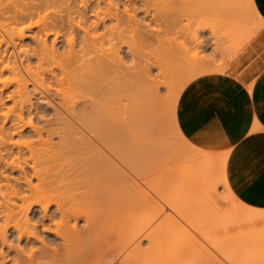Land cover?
<instances>
[{
	"label": "bare ground",
	"instance_id": "bare-ground-1",
	"mask_svg": "<svg viewBox=\"0 0 264 264\" xmlns=\"http://www.w3.org/2000/svg\"><path fill=\"white\" fill-rule=\"evenodd\" d=\"M189 1L0 0V264H264V244L256 245L264 241V211L246 206L228 187V153L219 152V162H214L215 153L195 147L177 152L173 146L169 163L178 162L177 170L158 161L165 151L159 149L166 145L157 149L155 138L169 127L161 110L164 94L178 81L176 74L188 68L202 71L204 64L199 53L183 57L181 49L173 51L170 46L178 33L183 36L187 31L189 23L182 21L191 22L184 9L193 6ZM235 1L214 0V7L232 4L238 14L240 1L239 7ZM194 3L198 4L193 11L199 10L201 17L208 0ZM232 11L226 16L234 15ZM231 21L227 25L225 21L224 37L238 33L229 46L237 50L257 29L249 23L251 29L246 24L242 30L238 25L242 21ZM173 33L176 37L170 38ZM194 35L196 50L204 51L206 36ZM224 37L217 38L219 44ZM183 86L177 87L171 111L177 137L176 102ZM182 163L186 165L182 169L188 166V176L182 175L192 180L186 177L192 193L205 198L211 192L200 199L202 207L216 198L212 190L217 185L212 186L209 177L217 166V183L225 187V196L215 194L224 203L231 200V210L224 205L231 220L223 207L228 216L218 213L217 199L204 206L207 216L215 212L208 216L211 220L204 215V221L193 215L182 196L168 192L164 166L170 169L165 168V176H175ZM14 171V177L8 175ZM233 198L240 208L261 216L255 214L252 220L251 210L246 211L251 219L243 215ZM215 207L219 211H213ZM188 214L200 221H192ZM256 216L262 218H257L260 223ZM226 218L230 228L241 225L242 219L243 224L252 220L263 228L257 227V232L248 225L255 236L245 225L244 234L241 225L240 235L234 228L232 235ZM214 220L220 222L219 230L224 228L220 237L218 225L209 224ZM197 222L201 229L210 227L198 230ZM245 235L252 242L246 238L245 243Z\"/></svg>",
	"mask_w": 264,
	"mask_h": 264
},
{
	"label": "crops",
	"instance_id": "crops-1",
	"mask_svg": "<svg viewBox=\"0 0 264 264\" xmlns=\"http://www.w3.org/2000/svg\"><path fill=\"white\" fill-rule=\"evenodd\" d=\"M250 2L253 8L243 10L256 12L259 28L228 56L221 73L185 87L178 116L193 139L225 138L228 187L246 206L264 210V0Z\"/></svg>",
	"mask_w": 264,
	"mask_h": 264
},
{
	"label": "rangeland",
	"instance_id": "rangeland-1",
	"mask_svg": "<svg viewBox=\"0 0 264 264\" xmlns=\"http://www.w3.org/2000/svg\"><path fill=\"white\" fill-rule=\"evenodd\" d=\"M185 1V0H184ZM189 1V0H188ZM197 1V0H196ZM210 1H212V4H213V7H211V2ZM240 1V2H239ZM237 0V2H239L240 3V8L239 9H237L236 10V12L238 13V14H235V12H233L232 10H235V7L232 5V4H230V5H232L233 7H230V5L228 4V3H219V4H217L218 6L217 7H214V5L216 6V3L214 2V0H208V3L204 6L205 8L204 9H202L203 11L201 12V10H200V15H202L201 17H197V16H199V10H195L197 13H195L193 10H194V7L195 6H197V4L196 3H194L195 2V0H191V2L190 3H193V4H191V5H193L192 7L190 6V4L189 5H185V8L184 9H186V12H187V17L186 18H190L191 19V22H187L186 20H183L182 22V24H188L187 25V28H186V33L182 36V34L181 33H178L177 34V41H176V39H174V40H171V44H170V46L172 47L171 49H173V51H178L179 49H181L182 50V52H180L182 55H183V57H189V55H194L195 53H199V55H201V57H203L204 59H203V61H204V64H203V67H202V71H199V70H193V69H190V68H188V69H186V71L185 72H183L182 74L180 73V76H178L177 74H176V76H175V79L176 80H178L177 82L175 81L171 86H170V88L168 89V91H166L165 92V90H163V92H165V94H164V96H165V102H164V104L162 105V107H161V110L162 111H165V120H166V123H167V126L169 125V127H168V130H167V128H166V130H164L163 132H162V134L161 133H158L159 135L157 136V138H155V139H157V140H155L156 141V146H157V149L158 148H162L163 147V145L165 146V147H163L162 149H159V151L161 150H165L162 154H160L159 155V157H158V161L160 162L161 160H165V162H163V163H167L166 165H167V167L168 168H172V166L176 169V167L178 168V164L177 165H175L174 166V164H176V163H178V162H176V163H174L173 162V164H171V163H169V161L170 162H172L173 161V156H174V154H171V152L172 153H174L173 151H174V149H172L173 148V146H174V148H175V150L177 151V149L178 150H181V151H184V150H187V152H189L190 150H192L194 147V149H196V150H201V151H205V152H210V153H215L214 155L216 156L215 157V159H217V161L215 160L214 162H219L218 161V157L217 156H219V159H220V155H223L224 153H225V155H226V153H228V150H222V148H223V144L224 143H226V140H225V138H220V137H218V136H216L215 134H213L212 133V135L213 136H210L209 134H208V136L209 137H205L204 135H203V137H199V139L202 141V142H200V141H198V140H196V139H193L194 137H191V133H190V131H188L187 130V132L186 133H184L183 131H182V129H181V127H180V124H179V121H180V119H179V116H178V109H179V103H180V99H181V95H182V92L184 91V89H185V87L191 82V81H193V80H195L196 78H198V77H200V76H202V75H206V74H214V73H221L222 71H223V66H224V62H225V60L228 58V56L232 53V52H234L235 50L232 48V47H229V46H233V44L236 42V40L239 38V34L237 33V35L235 34L232 38L231 37H227V38H225L227 35H224V32H225V34H226V27H225V21H226V25L227 24H229V23H232V21L231 20H233V21H235V22H240V21H242V22H240L238 25L240 26V28H242V30L244 29V26L247 24L248 26L250 25V29H251V25L252 24H249V23H253V26H256L255 28H259V26H260V22H258V20H257V18H256V16H255V14H256V12L254 11V10H252V12H249L248 10H249V6H250V1L249 0H247L248 2H249V4H246V5H249L248 6V10L247 11H245V10H243L244 8H246L247 6H245V3H247L245 0ZM233 2V1H232ZM231 3V2H230ZM234 4V3H233ZM238 4V3H237ZM237 4H234L235 6H237ZM199 6V5H198ZM209 6H210V8H209ZM223 7L224 6V8H223V10H222V8H220V7ZM238 7H239V4H238ZM192 8V9H191ZM196 8V7H195ZM203 8V7H202ZM219 8H220V10L222 11L221 12V14H220V10H219ZM237 8V7H236ZM231 9V10H230ZM241 9V10H240ZM211 10V11H210ZM232 11V13L234 14V15H232L231 17H230V15H228L229 17H227L226 15L228 14V12H229V14H231L230 12ZM219 12V13H218ZM181 12L179 11V14H180ZM193 13H195V14H193ZM205 13L207 14V15H205ZM222 13H223V18L221 17L222 16ZM225 13V14H224ZM220 14V15H219ZM242 16H241V15ZM194 15V16H193ZM196 15V16H195ZM203 15H205V19L203 20ZM210 15H212V16H210ZM214 15V16H213ZM192 16H193V18H192ZM208 16V17H207ZM224 16H226V17H224ZM233 16H235L234 18H233ZM246 16V17H245ZM243 17V19L244 20H246V21H244L243 19H241ZM211 18V19H210ZM215 18V19H214ZM217 18H219V19H217ZM207 19V20H206ZM212 19H213V21H212ZM220 19H221V21H220ZM189 20V19H188ZM249 20H251V21H249ZM254 20V21H253ZM260 20V19H259ZM197 21V22H196ZM216 21V22H215ZM244 21V22H243ZM249 21V22H248ZM199 22V23H198ZM217 22H218V24H217ZM219 22H221V23H219ZM256 22V23H255ZM193 23V24H192ZM243 23H244V25H243ZM196 24H197V26H196ZM221 24H222V26H221ZM178 25V27L180 26L181 27V24L179 23V24H177ZM176 25V26H177ZM176 26H175V29H176V31H178L179 29H180V27L179 28H176ZM216 26H218V27H216ZM241 26H243V27H241ZM218 28V29H217ZM178 29V30H177ZM224 29H225V31H224ZM253 29V28H252ZM217 30L219 31V32H217ZM221 30H223V33H222V31ZM204 31V32H203ZM194 32L195 33H201V35L203 36V34H204V37H205V39H203V38H201V40L203 39V42H204V45H206V46H204V51H200V50H196L197 49V45H196V42H195V40H194V37H195V35H194ZM211 33V35L210 34H208V33ZM208 34V35H207ZM173 35H174V37H176L175 36V34L173 33L172 35H170V38H172L173 37ZM178 35H180V36H178ZM193 35H194V37H193ZM221 35V36H220ZM182 36V37H181ZM225 36V37H224ZM179 37H181V38H179ZM186 37V38H185ZM218 37H221V38H225L223 41H225V42H222V41H220V39H219V41L221 42L220 44H219V42H218ZM236 37H237V39H236ZM182 38L184 39V40H186V44H184L185 43V41L184 40H182ZM230 39V40H229ZM235 39V40H234ZM180 40H182V41H180ZM222 40V39H221ZM235 42H234V41ZM189 41H191V43L189 42ZM246 41V40H245ZM181 42H183V43H181ZM194 43V44H193ZM244 43V42H243ZM182 44V45H181ZM184 44V45H183ZM180 45V46H179ZM225 45H227L226 47H225ZM241 45V44H240ZM196 46V47H195ZM221 46V47H220ZM195 47V48H194ZM240 47V46H239ZM189 48V49H188ZM193 49V50H192ZM195 49V50H194ZM227 49V50H226ZM232 49V50H231ZM187 50H189L188 52H187ZM191 50V51H190ZM222 50V51H221ZM200 51V52H199ZM230 51V52H229ZM184 52H186L187 54H183ZM227 53H228V55H227ZM160 54V53H159ZM161 54H162V52H161ZM184 55H186V56H184ZM162 55H159V57H161ZM182 57V58H183ZM176 58H178V56L176 57ZM175 58V60H174V63L173 64H177V60L178 59H176ZM191 58V57H190ZM176 61V62H175ZM182 61V60H181ZM178 62H180V59H179V61ZM180 64H181V62H180ZM177 66V65H176ZM175 67V66H174ZM182 68V67H181ZM180 69V68H179ZM197 71H199V72H197ZM177 72V71H176ZM182 79V81H183V83H184V81L186 82L185 84H182V82L179 80V79ZM184 78V79H183ZM185 78L188 80H185ZM179 82V83H178ZM184 85V86H183ZM181 86H183V88H182V91H180V94H179V96H178V99H177V106H176V113H175V119H176V124H177V127H178V129H179V131H178V137H177V134L174 132L175 131V129L173 128V126H172V116H171V111H172V103H173V97H174V94H175V92H177L178 91V89L181 87ZM177 87H179V88H177ZM169 96V97H168ZM4 101H5V99H4ZM11 104V102H9V101H5V105H7V106H11L10 105ZM176 134V135H175ZM181 134V135H180ZM180 136H183L182 138H180ZM15 137V136H14ZM210 137H214V138H210ZM165 138V139H164ZM198 138V137H197ZM13 140H15L14 138H12ZM18 139V138H17ZM16 139V140H17ZM158 139L160 140V141H158ZM182 141H181V140ZM164 140H165V142H164ZM208 140V141H207ZM212 141V142H211ZM161 142V143H160ZM203 142H208V143H210V144H204ZM159 143V144H158ZM164 143H166V144H164ZM158 145H159V147H158ZM167 145L170 147V149H172V151H170L168 148H167ZM162 146V147H161ZM185 148V149H184ZM190 148V149H189ZM184 149V150H183ZM169 150V151H168ZM160 151V152H161ZM181 151H179V152H181ZM201 151H199V152H201ZM166 152V153H165ZM178 152V151H177ZM219 152L220 153H222V154H220V155H218L219 154ZM173 155V156H172ZM176 157V156H175ZM184 157V156H183ZM187 157H188V154H187ZM223 157V156H222ZM182 159V158H181ZM180 159V160H181ZM184 159V158H183ZM185 159H186V157H185ZM176 160V159H175ZM174 160V161H175ZM179 161V160H178ZM186 161V160H185ZM185 161L183 160V162L185 163ZM182 162V160L179 162V163H181ZM165 164H163V165H165ZM169 164V165H168ZM186 164V163H185ZM188 164V163H187ZM160 165H162V163L160 164ZM165 165V166H166ZM186 166V165H184L183 163L182 164H180L179 165V167H181V166ZM189 165V164H188ZM164 166V171H163V174H164V176H163V178H167V179H164V181L165 180H167L165 183H166V189L168 190V192L170 193V192H173V193H175V196H179V198L181 197V198H183L184 199V201H186L187 203H188V205H190V207L193 209V215L195 214V215H197L198 217L197 218H201L200 220H202L203 219V217H205L204 215H206V218L205 219H210V217H208L209 215H212L213 216V214L215 213V212H211V211H209L210 213H209V215L207 216V214H208V210L206 209V208H204V206L205 205H208V204H203V207H202V204H200V199L202 198L200 195H195L196 194V192H195V194H194V192L192 193V190H190L191 188H193V185H192V187L190 188L189 187V185L188 184H190V183H188L189 182V180L190 181H192L189 177H187L188 176V174L187 173H185V171L187 170L186 168L188 167H186V168H184L183 167V169H182V167L181 168H179L180 169V173H178L177 172V174H175L176 172H175V169H172L171 171L173 172V174H175V176L177 175V177H175L174 175L173 176H171L172 175V173H171V175L170 176H168L170 173V171H168V173L169 174H167L166 176H165V174H166V171L167 170H170V169H167V167H165ZM212 166V165H211ZM162 167V166H161ZM213 167V166H212ZM165 168L167 169L166 171H165ZM190 168V167H189ZM178 169V170H179ZM182 169V170H181ZM186 169V170H185ZM213 169V168H212ZM163 170V169H162ZM177 170V169H176ZM165 172V173H164ZM182 172H183V174H187V178L189 179L188 180V182H187V178L185 177V175L183 176L182 175ZM8 174V173H7ZM13 175V177L16 175V173H15V171H14V173H9L8 175ZM178 174H181V175H179V177H178ZM219 174H220V170L219 169H217V166L214 168V170H213V172L209 175L210 177V184L213 186H215V184L217 185V187H216V189H214V190H212V195H215V199H217V200H215L214 199V197H212L211 199H208L209 200V202H212L213 204H215V202H214V200L218 203V201H222V203H223V205H221L220 203H216V207L218 206L219 207V212L218 213H220V212H222L221 210L224 208V210L223 211H226L228 208L227 207H229L230 205V203H232V202H230L231 200H229V197L230 196H228L229 194L228 193H226V196H228V199L227 198H224V199H227L226 201H228L229 200V204L227 203V202H225L224 203V201L221 199V200H219V198L216 196V194H218V196L220 197V198H222V196H225L224 195V193H225V187H224V189L223 188H221V187H223L221 184H218L217 182H218V177H219ZM12 176H9V179L11 178ZM12 177V178H13ZM184 177V178H186L185 179V182H183L184 181V179L182 180V178ZM162 178V177H161ZM162 178V179H163ZM181 180V181H180ZM13 181L11 180V183H12ZM221 185V186H220ZM195 188H197V187H194V191H195ZM3 189V188H2ZM224 190V193H223V190ZM198 190V189H197ZM196 190V191H197ZM211 190V189H210ZM216 190V192H213V191H215ZM222 190V191H221ZM199 191H201V189H199L198 190V192ZM197 192V193H198ZM226 192H227V190H226ZM216 193V194H215ZM228 194V195H227ZM210 195H211V192H210V194L209 195H206V197H210ZM202 196H203V192H202ZM204 196H205V194H204ZM205 197V198H206ZM178 198V199H179ZM204 198V197H203ZM202 198V199H203ZM205 198H204V200H205ZM230 199H231V197H230ZM234 199V200H233ZM232 199V201H233V203L236 205V210H240V213H242L243 214V212H245L246 213V211L248 210H251V209H247L246 211H245V207L243 206V208L244 209H242V208H240V204H239V206L235 203L236 201H238L237 199H235V198H233ZM199 200V202H197ZM207 200V199H206ZM178 201H180V200H178ZM178 201H177V203H178ZM235 201V202H234ZM180 202H183V201H180ZM208 202V201H207ZM208 202V203H209ZM206 203V202H205ZM212 203H210L208 206H210ZM182 204V203H181ZM180 204V205H181ZM227 204V205H226ZM234 204H232L233 206H235ZM184 205V204H183ZM224 205L225 206H227V207H224ZM182 206V205H181ZM185 206V205H184ZM183 206V207H184ZM187 206V205H186ZM239 207V209H237L238 207ZM188 207V206H187ZM190 207H188L189 209H190ZM207 207V206H206ZM213 207V206H212ZM216 207L214 208L215 210H213V211H216L217 212V210H216ZM223 207V208H222ZM231 207V206H230ZM229 207V209L231 210V208ZM181 208V207H180ZM187 208V209H188ZM210 208V207H209ZM221 208V209H220ZM227 208V209H226ZM182 209V208H181ZM192 209H190V211H192ZM205 209L207 210L206 212L207 213H205L204 214V212H205ZM228 209V210H229ZM183 210V209H182ZM260 210V209H259ZM183 211H186V210H183ZM188 211V210H187ZM186 211V213H189V211L187 212ZM253 210H251V211H249V212H251V213H253L252 212ZM264 211V210H263ZM226 212H228V211H226ZM231 212V211H230ZM235 212V214L238 212H236V211H234ZM246 213V215H248L249 217H250V219H251V213ZM213 213V214H212ZM233 213V212H232ZM258 213V212H257ZM257 213H255L256 215H259V213L257 214ZM189 214H191V213H189ZM188 214V215H189ZM222 214H224L223 212H222ZM221 214V215H222ZM235 214H234V217H235ZM254 214V213H253ZM255 214L254 215H252V220H253V217L255 216ZM264 214V213H263ZM193 215H191V216H193ZM217 214H215L214 216H216ZM219 215V214H218ZM225 215V214H224ZM224 215H222V216H224ZM228 215H229V212H228ZM227 215V213H226V215L225 216H228ZM240 215V214H239ZM244 215V214H243ZM243 215H240L241 217L243 216ZM245 215V216H246ZM199 216H202V217H199ZM225 216L222 218L223 220H224V222H226L225 221ZM240 216H237L238 218L237 219H239L240 218ZM259 216H261V215H259ZM189 217H190V215H189ZM218 217V216H217ZM221 217V216H220ZM230 217L232 218L233 217V215L231 214V215H229V219H230ZM249 217H247L246 216V219H249ZM262 217H264V216H262ZM191 218H196L195 216H193V217H190V219ZM196 218V219H197ZM216 217H214V219H215ZM242 218H245V217H242ZM256 219H254L255 221L257 220V218H259L258 216H256L255 217ZM213 219V218H212ZM222 219L220 220L221 222H222ZM227 219V218H226ZM229 219H227V221L229 220ZM245 219V220H246ZM259 219H261L262 220V218H259ZM192 220V219H191ZM200 220H198L197 219V221H200ZM204 220V219H203ZM211 220V219H210ZM231 220V219H230ZM236 220V219H235ZM235 220L233 221V222H235ZM244 219H242L241 221H240V224H241V222H243L244 223V221H243ZM251 220V222L252 223H249V221L248 220H246L247 222H245V224H241V225H239L238 223V226H237V224L235 225V224H231V225H235L236 226V228H234V226H231L232 228H234V229H237L236 230V232H235V235H237L239 232L241 233V231L240 230H244L245 228H247V226L248 225H250V224H253V229L255 230L256 229V231H257V229L259 228L260 229V227L259 226H261L262 228H263V226H264V224H263V226H262V224H258V226H255L256 224H257V222H258V220H257V222H255V221H252ZM260 220V221H261ZM192 221H195V219L194 220H192ZM205 221V220H204ZM204 221H202V222H200V223H202V224H205V222ZM219 221V220H218ZM260 221L258 222V223H260ZM213 222V224H216L215 223V220L214 221H211V222H209V224H211ZM223 222V223H224ZM231 223H232V221H230ZM236 222H238V220H236ZM254 222L256 223V224H254ZM263 222H264V218H263ZM206 223H208V221L206 220ZM219 223L220 222H218V224H216V225H218L217 227H218V233H219V237L221 236L220 235V233H222V231L224 230V228L222 229V230H219ZM223 223H221L222 224V226H224V224ZM262 223V222H261ZM193 224H195V222L193 223ZM201 224V225H202ZM197 225V226H196ZM195 225V227H197L198 228V226L200 225L198 222H197V224ZM208 225V224H207ZM206 225V227H204L203 225V229H201L200 227L201 226H199V228H198V230L199 229H201L202 231H206V229H208L210 226L208 225L207 226ZM216 225H214V227L216 226ZM226 225H229V221H228V223L226 224ZM244 225H245V228H244ZM221 226V227H222ZM242 227V228H240V230L238 231V229H239V227ZM212 227H213V225H212ZM213 227V228H214ZM217 227H215V228H217ZM249 227V226H248ZM250 227H252V225L250 226ZM258 227V228H257ZM213 228H211V229H213ZM228 228H229V230H228ZM228 228H227V231H231L232 232V235H234V229H232V228H230V225L228 226ZM261 228V229H262ZM189 229V228H188ZM196 229V228H195ZM205 229V230H204ZM248 229V232H249V229L251 230L252 228H247ZM246 229V230H247ZM253 229H252V231L251 232H253ZM258 229V230H259ZM210 230V229H209ZM216 230V229H215ZM246 230H245V232H246ZM221 231V232H220ZM208 232V231H207ZM211 232V231H210ZM213 233H214V231H212ZM211 232V233H212ZM217 232V231H216ZM224 232V231H223ZM238 232V233H237ZM244 232V231H243ZM242 232V233H243ZM245 232H244V234H245ZM255 232V231H254ZM254 232H253V234H254ZM258 232V231H257ZM264 232V231H263ZM262 232V233H263ZM210 233V234H211ZM218 233H217V235H218ZM240 233H239V235H240ZM256 233V232H255ZM216 233H214V235H215ZM260 234V233H259ZM239 235H237V236H239ZM243 235V234H242ZM255 236H257L256 234H254ZM254 235H253V239L255 238L254 237ZM261 235H263L264 236V234H261ZM248 236V235H247ZM247 236L245 235V236H243V237H245V238H243L242 236H240V237H237L238 239L239 238H241L242 237V240H244V242L245 243H247L248 244V242H246V238H247ZM251 236V235H250ZM249 236V237H250ZM259 237V236H258ZM258 237L256 238V240L258 239ZM236 237H235V239H237ZM260 238H262L261 236H260ZM251 239V237L248 239L247 238V241H249ZM263 239V238H262ZM258 240H260V241H262L261 239H258ZM251 241V240H250ZM252 242V241H251ZM251 242L249 243V245L251 244ZM255 243H256V241H255ZM259 243H260V246H262V244H264V241L263 242H259L258 241V244H256V245H259ZM254 244V243H253ZM255 245V246H256ZM250 246H252V245H250ZM264 246V245H263ZM189 259H191V258H189ZM188 260V259H187ZM186 260V261H187ZM192 260H193V258H192ZM191 260V261H192ZM185 261V260H184ZM185 261V262H186ZM189 261H187L186 263H188ZM189 264V263H188Z\"/></svg>",
	"mask_w": 264,
	"mask_h": 264
}]
</instances>
